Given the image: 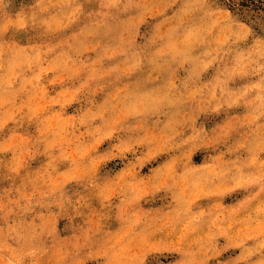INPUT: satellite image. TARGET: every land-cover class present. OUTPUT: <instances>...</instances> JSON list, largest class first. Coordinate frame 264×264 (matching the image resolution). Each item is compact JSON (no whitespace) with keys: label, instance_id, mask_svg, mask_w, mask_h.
Returning a JSON list of instances; mask_svg holds the SVG:
<instances>
[{"label":"rangeland","instance_id":"1","mask_svg":"<svg viewBox=\"0 0 264 264\" xmlns=\"http://www.w3.org/2000/svg\"><path fill=\"white\" fill-rule=\"evenodd\" d=\"M0 264H264V0H0Z\"/></svg>","mask_w":264,"mask_h":264},{"label":"bare ground","instance_id":"2","mask_svg":"<svg viewBox=\"0 0 264 264\" xmlns=\"http://www.w3.org/2000/svg\"><path fill=\"white\" fill-rule=\"evenodd\" d=\"M173 54V53H172Z\"/></svg>","mask_w":264,"mask_h":264}]
</instances>
